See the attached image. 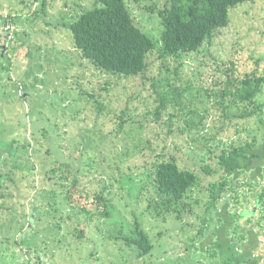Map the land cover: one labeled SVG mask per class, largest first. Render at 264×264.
<instances>
[{"label": "rangeland", "instance_id": "1", "mask_svg": "<svg viewBox=\"0 0 264 264\" xmlns=\"http://www.w3.org/2000/svg\"><path fill=\"white\" fill-rule=\"evenodd\" d=\"M94 1L0 0V44L6 45L0 50V264H216L185 219L158 223L144 216L154 191L147 161L164 153L167 141L165 150L182 164H204L209 155L199 147L207 138H237L235 131L218 132L211 109L204 128L169 133L152 114L163 90L156 91L153 79L180 87L182 105L207 108L228 75H264V0L231 8L229 24L199 50L168 57L159 50L158 9L166 0H124L136 24L158 43L145 78L101 71L75 48L66 23ZM86 157L78 190L93 203L87 201L90 215L64 198V185ZM61 164L69 176L64 185ZM103 189L111 197L107 207L94 197ZM246 197L238 209L254 206L251 194ZM135 218L153 244L141 257L117 237L120 231L132 235ZM247 227L243 219L238 228ZM261 239L258 253L264 255Z\"/></svg>", "mask_w": 264, "mask_h": 264}, {"label": "trees", "instance_id": "2", "mask_svg": "<svg viewBox=\"0 0 264 264\" xmlns=\"http://www.w3.org/2000/svg\"><path fill=\"white\" fill-rule=\"evenodd\" d=\"M246 1L166 0L158 9L163 25L159 39L160 56H177L199 50L218 30L229 24V10ZM66 25L75 48L96 68L112 75L145 78L149 56L158 43L136 24L124 0H95L92 7L77 13ZM153 81L159 94L158 88L163 90L160 105L152 114L156 120H162L169 133L192 134L194 130L204 128L201 124L212 109L218 115L215 120L217 131L232 127L237 138L209 136L199 147L208 153V160L204 164H200L201 160L193 161L189 166L180 162L177 153L165 150L169 145L164 141V153L147 161L154 191L148 197L144 216H153L158 223L168 217L179 221L185 219L182 224L196 230L200 247L211 250L208 253L218 260L216 264H264V255L258 253L261 236L264 237V75L245 74L238 79L228 75L223 87L212 91L214 102L207 108L182 105L180 87H175L169 80L164 85L161 80ZM166 86L168 90H165ZM168 104L172 111L168 110ZM119 126L123 128L124 123ZM138 146L135 147L140 148ZM154 148L157 146L150 152L155 151ZM128 152L126 149L125 154ZM85 162L87 164L78 168V175H74L68 184L63 182L69 176L61 164L60 184H65L64 198L70 206L77 205L81 212L90 215L88 203L91 207L93 203L84 200V189L78 190L79 176L87 175L86 165L88 167L89 163L88 160ZM68 164L71 163L65 166ZM195 165L200 170H196ZM52 171L58 170L53 168ZM102 180L105 189V179ZM104 189L96 192L94 197L107 207L111 197ZM250 194L254 206L238 209L236 204H242V198L247 201L246 196ZM243 219L249 227L239 230ZM134 222L131 236L120 231L117 237L125 239L127 245L136 251V256L141 257L152 250L153 244L137 218ZM207 240L208 245L204 244Z\"/></svg>", "mask_w": 264, "mask_h": 264}, {"label": "built area", "instance_id": "3", "mask_svg": "<svg viewBox=\"0 0 264 264\" xmlns=\"http://www.w3.org/2000/svg\"><path fill=\"white\" fill-rule=\"evenodd\" d=\"M7 23H9V22H7ZM12 29H13V26L10 25V23L7 24V26H6V30H7V32H8V37H9V38H11V36H12V34H11Z\"/></svg>", "mask_w": 264, "mask_h": 264}, {"label": "water", "instance_id": "4", "mask_svg": "<svg viewBox=\"0 0 264 264\" xmlns=\"http://www.w3.org/2000/svg\"><path fill=\"white\" fill-rule=\"evenodd\" d=\"M2 51L5 50L6 45H1Z\"/></svg>", "mask_w": 264, "mask_h": 264}, {"label": "flooded vegetation", "instance_id": "5", "mask_svg": "<svg viewBox=\"0 0 264 264\" xmlns=\"http://www.w3.org/2000/svg\"><path fill=\"white\" fill-rule=\"evenodd\" d=\"M1 45H4V44H0V50L2 51Z\"/></svg>", "mask_w": 264, "mask_h": 264}]
</instances>
